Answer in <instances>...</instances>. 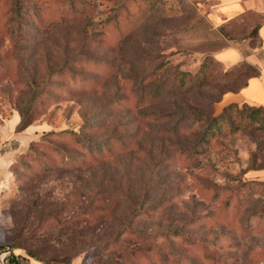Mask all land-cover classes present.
I'll return each instance as SVG.
<instances>
[{"label":"rangeland","instance_id":"374dc122","mask_svg":"<svg viewBox=\"0 0 264 264\" xmlns=\"http://www.w3.org/2000/svg\"><path fill=\"white\" fill-rule=\"evenodd\" d=\"M124 1L93 0L90 15L38 30L46 0H0L3 264L11 245L19 264H264V217L254 215L264 207L254 182L264 180V112L245 126L237 103V127L222 124L192 154L203 127L186 117L217 114L221 95L254 74L251 15L220 0H130L104 24ZM237 50L245 58L227 69ZM205 56L222 62H209L208 81L173 92L176 72H194ZM63 128L107 156L41 173L25 154L55 158L33 141L83 151L42 135Z\"/></svg>","mask_w":264,"mask_h":264},{"label":"trees","instance_id":"16d2710c","mask_svg":"<svg viewBox=\"0 0 264 264\" xmlns=\"http://www.w3.org/2000/svg\"><path fill=\"white\" fill-rule=\"evenodd\" d=\"M92 1L93 0H46V3L42 6V8L39 9L38 14H36L35 16L37 29L41 30L45 28L44 25H42V20L46 21L47 23L55 24V26L58 25L66 26L78 21L83 17L90 15L94 10V4L92 3ZM128 1L130 0H125L124 5L117 10L116 15H112L109 20L107 19L104 22V24L109 23L111 20L117 23V18L122 13V10L127 9ZM147 4L148 5L146 7L151 6L152 1L147 0ZM258 28L259 25L254 26L252 28L251 33L256 39H258L259 46H261V39L258 34ZM211 61L222 63L221 61L216 59L215 56L214 58L213 56L212 57L205 56L201 61L198 69L195 70L194 72H191L189 70H178L174 76L172 91L175 93H182L183 91L189 88L203 86L212 76V71L209 68V62ZM222 64L225 65L224 63ZM232 66L227 67L225 65L227 69L231 68ZM255 68L256 70L254 74H252L251 76H254L255 74L258 73V68L257 67ZM251 76H249L248 78H250ZM248 78L245 80V82L240 88L246 85ZM153 92L155 96L154 98H158L160 96L159 90H155ZM243 104H245V107L248 106L250 110L247 113H245V107H243L240 108V110L239 109L236 110V113H238V116L241 119V123L243 125L251 127L252 124L254 122H257V120L260 118L262 112H264V109L262 106H252L246 103ZM236 106L237 103L231 102L224 105L222 107V110L217 114H212V113L206 114L199 111H191L190 114L186 115V117L191 118V126L192 125L194 126L196 123L201 122V125L203 127L196 140L195 145L191 150V154L201 152V150H203V148L201 147L202 144L207 143L210 137L212 138L216 136L218 132L221 130L222 124L226 123L227 125L232 126L231 128L234 127V129L237 127V124L233 125V120L231 118L232 108ZM182 117H185V114H183ZM180 122L182 123L183 119H177L174 122V128H178ZM26 125L27 124L20 122L19 127L24 128L26 127ZM80 128H82V126ZM42 135L47 137L52 136L58 139L71 140L76 144H80L82 146L83 151L70 152V151H66L60 146L54 145L50 141H46V140L33 141L32 142L33 144H39L40 146H42L43 149H45L49 154H51L55 158V161L39 163L37 159V154L32 152H28L25 154V156H27L26 158L27 160L31 162H35V166L37 168L38 167L40 169L42 168L41 173L48 172L54 167H58V166L69 169L79 168L81 166H86L89 162H96L98 159L105 158L107 156V154L105 153L107 151L105 145L100 146L99 141H87L81 131L74 130L72 128L48 130L44 132ZM28 169H30L31 171L32 167ZM34 172L35 170L33 169V173ZM250 181L251 180L248 179L247 182ZM254 182L257 184H261L262 187H264V180L263 181L255 180ZM254 215L259 218L264 217V207L260 208L258 212H256ZM51 217L52 215H48L42 218L39 222L42 224H46L47 222H49V220H52ZM18 247H19L18 245L10 246V251L5 260V264H19L16 260H14L18 258L17 255H14L13 253V250ZM0 249H3L1 245H0Z\"/></svg>","mask_w":264,"mask_h":264},{"label":"crops","instance_id":"0c3cea01","mask_svg":"<svg viewBox=\"0 0 264 264\" xmlns=\"http://www.w3.org/2000/svg\"><path fill=\"white\" fill-rule=\"evenodd\" d=\"M220 2L221 6L226 8L238 4L246 13L251 15L250 25H252V28L259 25L258 34L261 39V46L255 53L259 54L260 60L258 62L251 61L258 68V73L248 78L246 85L239 90L224 93L220 101L221 108L228 103L234 102L262 106L264 109V0H220ZM238 55L237 62H227L225 65L227 67L232 66L245 58L239 51Z\"/></svg>","mask_w":264,"mask_h":264},{"label":"water","instance_id":"95a60500","mask_svg":"<svg viewBox=\"0 0 264 264\" xmlns=\"http://www.w3.org/2000/svg\"><path fill=\"white\" fill-rule=\"evenodd\" d=\"M7 251H9V249ZM0 264H3V262L1 261V258H0Z\"/></svg>","mask_w":264,"mask_h":264},{"label":"built area","instance_id":"2783aa9c","mask_svg":"<svg viewBox=\"0 0 264 264\" xmlns=\"http://www.w3.org/2000/svg\"><path fill=\"white\" fill-rule=\"evenodd\" d=\"M1 261H2V258H1Z\"/></svg>","mask_w":264,"mask_h":264}]
</instances>
